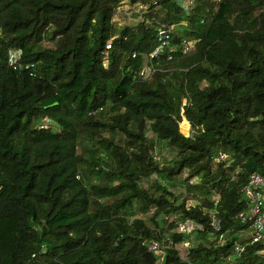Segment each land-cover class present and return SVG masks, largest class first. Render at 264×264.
<instances>
[{"label":"trees","instance_id":"trees-1","mask_svg":"<svg viewBox=\"0 0 264 264\" xmlns=\"http://www.w3.org/2000/svg\"><path fill=\"white\" fill-rule=\"evenodd\" d=\"M120 1L0 0V264H262L236 214L264 169V0H156L197 41L146 78L157 23L116 27Z\"/></svg>","mask_w":264,"mask_h":264},{"label":"built area","instance_id":"built-area-1","mask_svg":"<svg viewBox=\"0 0 264 264\" xmlns=\"http://www.w3.org/2000/svg\"><path fill=\"white\" fill-rule=\"evenodd\" d=\"M171 1L177 2L185 10H187L188 6L194 2V0ZM134 6H138L139 9L136 10L139 20L135 24L141 21L157 23L155 33V45L147 53L149 64L143 66L140 70V75L146 78L151 76V74L156 70V65L158 64V61L161 57H164L166 58V60L170 61L173 59L174 53L176 51L180 50L182 53L190 51L194 47L197 39H195L194 37H182L178 43H174L173 26L164 21H156V14L158 13L159 8V4L156 0L153 2L152 8L144 3H132L129 0L120 1V3L115 7V10L111 17L112 23H114L116 27H121L123 22L116 21L115 16H117L120 11H124L126 15H129V10L132 9ZM115 36L111 37L105 45L106 50L103 62L105 66L107 64V52L111 48V41ZM135 56L136 53H133L132 57ZM49 125L50 120L45 119L40 123L39 127L48 128ZM189 133L190 128H188V133L186 134V136L189 135ZM241 191L243 199L245 200L246 207L236 214V218L242 223L248 225V234L250 236V242L258 247L256 253L262 260V264H264V169L262 171L252 172L249 175L246 184L242 187ZM186 205L190 206L193 204L187 199ZM211 225L216 230H218L219 220L216 218H212ZM198 228H200V225L190 219L181 221L177 225V232L189 235V238L182 240L180 244L175 245L180 250L182 258L184 257V249L188 248L191 245V243L193 242L192 238L194 236V231ZM167 243H172V240L169 238V236H165L160 240L153 241L150 244L149 249L157 253L162 251L163 247H165ZM236 250L237 252H240L242 251V248L236 247Z\"/></svg>","mask_w":264,"mask_h":264},{"label":"rangeland","instance_id":"rangeland-1","mask_svg":"<svg viewBox=\"0 0 264 264\" xmlns=\"http://www.w3.org/2000/svg\"><path fill=\"white\" fill-rule=\"evenodd\" d=\"M136 10L138 9V6H134L132 9L129 10L130 14L126 15L124 13V11H120L119 14H117V16H115V20L118 22H123L122 26H133L138 20V15L136 13ZM129 24V25H128ZM187 122V124H185L184 122ZM51 127H53V129H57V126L55 125V123L50 121V125ZM188 128H190L188 121L185 119L184 116L181 117V120L179 121V129L180 131L186 135L188 133ZM150 136L156 141L157 143V148L154 152V156H155V160L159 163H163L164 161H169L172 158L173 155V151L172 149H170L165 142H157V139L155 138V136H153L150 133ZM186 176V172H183L181 175H179V178L183 179ZM157 178L156 174H153L149 177L150 181H153ZM159 178V177H158ZM160 180V178H159ZM163 182L168 189H170L171 191H173L175 194H179L180 192L183 191V187L180 184V181H177L176 184H170L169 182H165V181H161ZM145 185H147V182L144 183ZM188 201L192 202V204L196 203L197 200L193 197V196H188ZM248 234V232H246V235ZM224 238H221L220 242L223 243L224 242ZM157 255H162V253L157 252Z\"/></svg>","mask_w":264,"mask_h":264},{"label":"bare ground","instance_id":"bare-ground-1","mask_svg":"<svg viewBox=\"0 0 264 264\" xmlns=\"http://www.w3.org/2000/svg\"><path fill=\"white\" fill-rule=\"evenodd\" d=\"M184 123H185V124H187V122H186V121H185Z\"/></svg>","mask_w":264,"mask_h":264},{"label":"water","instance_id":"water-1","mask_svg":"<svg viewBox=\"0 0 264 264\" xmlns=\"http://www.w3.org/2000/svg\"><path fill=\"white\" fill-rule=\"evenodd\" d=\"M56 102H54L53 104H55Z\"/></svg>","mask_w":264,"mask_h":264}]
</instances>
